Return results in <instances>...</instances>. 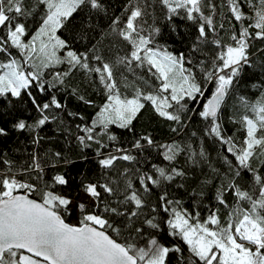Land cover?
Here are the masks:
<instances>
[{
	"label": "snow or ice",
	"instance_id": "1",
	"mask_svg": "<svg viewBox=\"0 0 264 264\" xmlns=\"http://www.w3.org/2000/svg\"><path fill=\"white\" fill-rule=\"evenodd\" d=\"M155 2L169 22L180 18L196 24L193 51L203 54L207 48L211 55L194 64L157 44L159 27H145L153 0H129L123 22L112 20V31L128 47L113 61L95 47L78 52L61 31L83 7L106 11L104 0H0V100L10 105L27 98L37 114L33 123L17 118L13 128L35 132L57 120V112L67 107L60 93L75 72L99 81L105 93L95 119L76 125L80 145H96L99 168L97 179L82 185L88 202L76 203L77 224L66 222L73 201L58 190L69 183L65 175L38 185L29 182L33 172L43 179L36 154L23 171H14L8 159L0 161V264H264V84L253 85L254 99L236 94L243 69L251 66L253 43L264 42V0ZM34 15L40 24L32 30L24 21ZM256 51L264 55V48ZM136 69L148 78L137 76ZM122 87H130L131 94ZM229 101L233 115L228 119L237 126L232 135L223 116ZM146 108L173 133L187 128L193 114L205 123L204 137L225 153L224 170L213 168L220 180L216 206L190 210L165 188L186 177L178 166L182 155L207 162L202 147L175 139L158 142L151 135L124 145L112 132L113 126L132 132ZM7 135L5 123L0 137ZM40 139L37 135L33 142ZM145 153L157 159L147 168L141 166L148 163Z\"/></svg>",
	"mask_w": 264,
	"mask_h": 264
},
{
	"label": "trees",
	"instance_id": "2",
	"mask_svg": "<svg viewBox=\"0 0 264 264\" xmlns=\"http://www.w3.org/2000/svg\"><path fill=\"white\" fill-rule=\"evenodd\" d=\"M129 0H104L106 11L97 12L90 7H83L69 18L66 25L67 30H61L63 38H66L72 47L78 52L90 51L94 47L109 61H113L117 56H123L128 51L127 44L112 31V20L116 17L121 18V22L126 18L124 9ZM149 15L145 17L147 24L145 27H159L160 33L156 36V42L166 48L169 52L179 55L183 53L186 58L191 57L195 64L200 59H205L211 55V52L205 48L204 53L193 51V44L196 43L198 35L197 25L185 19L174 18L171 22L165 19L164 12L159 4L153 0V7L147 9ZM226 12V10H223ZM217 22L220 17L217 16ZM30 29H36L40 24L38 15L29 17L24 21ZM235 23V22H233ZM225 27L228 24L225 23ZM173 28L175 30H173ZM225 41L227 36L221 34ZM264 48V42L255 41L250 50L253 55L250 56L251 66H246L236 84V94L247 96L254 99L258 93L253 85L264 84V55L256 49ZM129 82L134 80L131 73H125ZM137 76L147 77V74L136 69ZM120 79V76H117ZM138 82V81H137ZM152 83H156L154 80ZM73 89L75 93L73 94ZM122 92L126 95L131 94L132 89L123 88ZM211 92V89H209ZM84 96L85 100H91V105L82 102L79 96ZM62 102L66 108L57 112V120L46 124L35 132L29 130H16L12 127L17 118L26 119L29 123L34 122L36 113L31 104L25 98L23 103L13 101L12 104H5L0 100V126L6 123L8 126V135L0 137V161L8 159L12 162L14 171H23L28 168L32 162L33 154L39 157L40 163L44 168L43 179H38L35 172L31 173L29 182L38 185L45 182L50 183L51 177L55 174H63L69 183L61 186L58 190L60 194L69 197L72 201V213L66 216V222L71 224L78 223L79 213L75 205L84 194L83 184L94 181L99 175V168L96 164L95 148H84L76 139L81 135L76 125L88 123L95 119L96 113L105 102V93L99 81L93 80L83 72H75L71 77L68 89L60 93ZM43 99V98H41ZM77 113L84 119L69 116L68 113ZM233 115L232 101H229L223 110L224 126L228 129V134L232 135L236 125L229 122L228 117ZM205 123L195 114L188 121L187 128L179 134L173 133L168 123L159 118L151 108H146L138 115L133 122V131L112 127L121 144L129 145L133 139L142 135H151L158 142L167 143L173 139L182 144H191L194 149L203 148L207 153V162L201 161L197 157L196 162L189 161L187 155L179 158V167L186 171L185 178H177L171 185H165L170 198L181 201L183 207L206 209L216 206L214 199L215 189L219 186L220 180L213 168L224 170L222 156L225 154L220 150L215 141L204 137ZM195 133V135H192ZM41 138L39 143H34L35 137ZM237 137H242V132H235ZM59 152L60 157L55 153ZM148 158V163L142 162V167L147 168L151 163L157 162L155 153L151 156L144 154ZM125 166L121 162V167ZM4 168L0 163V170ZM245 181H250V175H244ZM182 185V187H181ZM159 191V190H157ZM155 200V195L152 197ZM115 203V202H113ZM207 214L206 210L201 211V216ZM223 215V209L221 210ZM131 226L124 231L130 230ZM122 239V237H121Z\"/></svg>",
	"mask_w": 264,
	"mask_h": 264
},
{
	"label": "rangeland",
	"instance_id": "3",
	"mask_svg": "<svg viewBox=\"0 0 264 264\" xmlns=\"http://www.w3.org/2000/svg\"><path fill=\"white\" fill-rule=\"evenodd\" d=\"M79 202H81V203H87L88 202V197L85 195V193L82 195Z\"/></svg>",
	"mask_w": 264,
	"mask_h": 264
}]
</instances>
